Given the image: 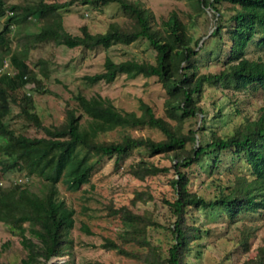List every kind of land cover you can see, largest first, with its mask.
Segmentation results:
<instances>
[{
    "label": "trees",
    "instance_id": "obj_1",
    "mask_svg": "<svg viewBox=\"0 0 264 264\" xmlns=\"http://www.w3.org/2000/svg\"><path fill=\"white\" fill-rule=\"evenodd\" d=\"M5 1L0 0V16L4 13ZM87 1L102 6L115 2L125 21H110L101 32H90L81 24L80 33L72 34L63 28L58 12L71 1L55 0L9 4L13 14L6 20L18 23L32 17L33 21H41L37 29L25 33L27 41L33 43L52 40L67 47L105 49L112 43H130L144 38L154 50L153 62L134 58L115 61L104 55L102 69L83 74L82 79L93 83L111 82L118 74L154 76L166 94L164 116L155 114L152 105L142 99H138V111L121 110L98 92L87 96L77 91L71 95L73 103L64 105L60 122L43 123L32 95L26 91L45 90L41 85L42 78L46 77L44 61L39 59L40 75L37 76L24 61L26 46L23 45L22 50H8L11 30L5 23L0 29V58L6 52L14 72L0 76V173L23 172L35 178L38 185L30 189L27 182L16 183L10 190L0 185V221L20 236L21 246L26 250L18 264H47L52 256L64 255L67 258L57 260L56 264H73L70 232L75 209L60 196L58 183L66 190H78L90 182L101 157L113 156V166L118 168L121 156L133 147H142L152 154L169 157L170 164L140 157L125 170L142 180L173 169L174 175L168 179L173 197L161 198L168 210V222L158 220L149 209L135 211L125 204L117 207L108 204L107 215L117 216L120 226L115 232L116 238L106 236L101 245L105 250L113 249L141 264H186V254L200 236L199 226L187 222L191 206H219L229 220L242 212L264 214V104L252 115L240 114L241 119L227 131L206 128L199 123L183 129L185 119L205 113L199 100L206 83L217 86L221 77H227L234 89L264 90V0H188L193 9V13L187 12L189 23L182 21L174 10L157 19L141 0ZM205 7L212 10L214 27L203 37L205 32L199 35L194 32L196 17L205 12ZM201 50L210 53L221 65L217 71L199 72L194 58ZM28 82L33 85L26 87L24 84ZM10 103L18 105L19 112L41 131L40 135L15 132L4 121ZM240 111L235 107V112ZM220 115L218 109L215 116L221 118ZM143 127L157 129L160 136L132 135L128 131ZM112 129L120 130V136L98 137ZM201 132L207 133V140L200 137ZM222 150L242 157L249 172H234L231 183H220L213 173L218 172ZM206 155L210 158L207 184L214 189L209 196L188 188L187 168ZM151 197L148 190H135L130 202H145ZM148 226L162 228L170 234L163 251L150 242ZM250 235L246 227L238 240L245 250L249 249ZM129 242L146 250L129 249L126 246ZM0 264L6 263L0 260ZM240 264H264V240L258 242Z\"/></svg>",
    "mask_w": 264,
    "mask_h": 264
},
{
    "label": "rangeland",
    "instance_id": "obj_2",
    "mask_svg": "<svg viewBox=\"0 0 264 264\" xmlns=\"http://www.w3.org/2000/svg\"><path fill=\"white\" fill-rule=\"evenodd\" d=\"M36 0H6V3H23ZM52 1V0H46ZM71 1L70 4L58 9L61 13L63 28L69 33H80L79 26L85 24L90 32H101L108 22H123L120 10L115 2L105 6L92 4L87 0H55ZM151 8L157 19L165 16L170 10L176 11L181 20L189 23L187 12L193 13L188 0H141ZM205 12L196 17L195 35L201 33L206 36L214 27L212 10L205 7ZM41 20H45L41 18ZM41 21H33V18L25 19L14 24L11 30V46L8 50L20 49L26 46L24 57L25 63L31 71L39 74V59L44 61L43 70L46 77L42 78L41 85L44 91H33L29 89L34 100V106L43 123H58L64 115V105L72 104V93L82 92L90 95L95 92L110 98L114 106L121 110L138 111V99H142L152 105L155 114L164 116L163 99L166 94L160 83L154 76L136 75L127 77L118 74L111 82L102 80L88 83L82 79L83 74H91L102 69L104 55L110 56L112 60L118 61L126 58L137 60H148L153 62L154 50L144 38H137L130 43H112L105 49L97 46L84 48L82 46L67 47L57 45L52 40L42 42L27 41L26 32L37 29ZM3 19L0 17V28ZM21 35L19 36V34ZM6 52H3L5 54ZM253 53H249L251 55ZM6 59L8 58L5 55ZM8 60V59H7ZM199 72H214L221 65L211 58V54L205 50L199 51L194 58ZM13 71L10 67L9 73ZM24 85H33L28 82ZM232 100V101H231ZM205 109L201 116L189 117L183 121V129L197 126L199 123L206 128L219 131H227L241 119L240 114L246 112L249 115L261 104H264V90L260 88L237 90L232 87V82L227 77H221L218 85L206 83L199 100ZM235 107L241 111L235 112ZM219 109L221 115L215 116ZM202 117V118H201ZM4 121L11 126L15 132L28 135H40L41 131L30 124L19 112L18 105L10 103V110L4 116ZM173 122V121H172ZM134 134H148L159 137L160 133L152 127L134 128L128 130ZM120 130L112 129L99 134V138L112 139L120 136ZM207 133H200V137L207 140ZM2 142L0 138V143ZM120 159V166L114 168L113 156L101 157L95 164V171L91 175L90 182L78 190H66L58 183L60 196L75 209L74 224L71 229L73 264H141L134 259L120 255L113 249L105 250L101 243L104 237L116 238L115 232L120 226L117 216L107 215V205L117 207L121 204L127 205L135 211L149 209L154 217L167 223L168 210L161 203V198H172L173 189L168 183L172 177L173 169L169 168L164 173L148 176L146 179H137L126 172L127 165L140 158L153 160L159 164H170V158L164 155L152 154L142 147H133ZM218 172L213 177H218L220 183H231L234 172L248 173V169L242 157L232 154L229 150L219 153ZM203 159V158H202ZM204 160V161H203ZM198 163H193L187 168L189 175L188 188L202 193L206 196L214 192L207 184L206 171L210 158L208 155ZM217 173L219 176H217ZM24 176L23 172L7 171L0 173V180L8 190L14 178ZM30 189L38 185L37 180L30 176L26 183ZM86 188L84 191L82 189ZM148 190L151 199L145 202H130L135 190ZM187 222L199 226L200 236L196 238L190 252L186 254V264H240L245 256L252 253L253 247L264 240V214L262 212H242L234 220H229L219 206L193 207L188 209ZM190 215V216H189ZM249 228L251 235L248 238L249 249H243L239 244L241 232ZM251 227V228H250ZM147 237L154 245H158L162 251L168 245L170 234L162 228L147 227ZM7 243V244H5ZM129 249L145 251L146 247L135 243H126ZM26 250L21 246L20 236L11 231V227L0 221V260L6 264H18L19 258L25 255ZM67 256H52L47 264H56L57 260H64Z\"/></svg>",
    "mask_w": 264,
    "mask_h": 264
},
{
    "label": "clouds",
    "instance_id": "obj_3",
    "mask_svg": "<svg viewBox=\"0 0 264 264\" xmlns=\"http://www.w3.org/2000/svg\"><path fill=\"white\" fill-rule=\"evenodd\" d=\"M9 4H12V3H9ZM9 4H7L6 1H5V5H6V7H5V9H4V13H3V15L0 16V17H2V19H3V24H2V26H1V28L3 27V25H4L5 23H7V25L10 27V30H12L13 25H14V24L16 25V23L13 22V21H11V20H9V21L6 20V19H8L9 16H11V15L13 14L12 10L8 7ZM1 28H0V29H1ZM10 32H11V31H10ZM2 54H3V53H2ZM5 55H7V57H9L8 54H3V55H2V58H0V76H1V75H12L13 72H14V70H13L11 73H9V69H10V67H12V66H11V64H10V62H9V58H7V59H8V60H7L6 57H5ZM25 86L27 87V85H25ZM26 93L29 94L30 91L27 90ZM29 177H30V176H29V175H26L25 173H24V176H22V177H18V176H16V177L14 178V180L12 181L11 185L16 184V183L22 184V183H24V182H27ZM0 185H2V181H1V180H0ZM3 186H4V185H3ZM4 187H5V186H4Z\"/></svg>",
    "mask_w": 264,
    "mask_h": 264
}]
</instances>
